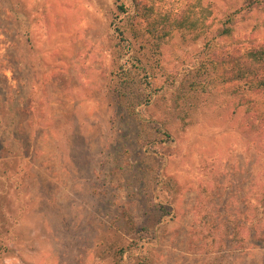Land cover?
I'll use <instances>...</instances> for the list:
<instances>
[{
    "label": "rangeland",
    "instance_id": "374dc122",
    "mask_svg": "<svg viewBox=\"0 0 264 264\" xmlns=\"http://www.w3.org/2000/svg\"><path fill=\"white\" fill-rule=\"evenodd\" d=\"M243 4L0 0V264H264V91L230 72L264 11ZM137 10L154 31L129 111L112 44Z\"/></svg>",
    "mask_w": 264,
    "mask_h": 264
},
{
    "label": "trees",
    "instance_id": "16d2710c",
    "mask_svg": "<svg viewBox=\"0 0 264 264\" xmlns=\"http://www.w3.org/2000/svg\"><path fill=\"white\" fill-rule=\"evenodd\" d=\"M122 6L123 5H120V10L124 12L125 8ZM145 8L150 10L151 6ZM239 9L241 11L244 10L242 16H246L248 14L251 15L257 10L264 11V0H244L243 6L239 7ZM138 12L139 10H137L134 16H125L115 24L114 36L117 38V42L112 44V58L114 62L118 64L117 70L112 72V92L113 95H115V99L126 106L129 111L132 106L131 104L133 99L136 97L138 98L141 95L139 91L140 72L143 71L142 76H145L146 72L141 63V59L139 58V51L141 54L146 52L143 51L145 47L144 39H146L147 36H152L154 31L153 25H149V23L144 26L142 25L141 27L142 20L140 21V16L142 14H139ZM201 12H205L207 13V16H210L212 10L209 5H203L200 3V9L199 11H196L197 16L195 19H191L186 15L187 30L195 31L197 24L204 22V17ZM137 16L140 18H137ZM162 20L164 21V24L161 28H165L166 25V28L169 26L172 28L173 25L176 27L183 25L180 21H174L175 18H172V20L169 21L167 17H163ZM231 20L233 23H236L233 19ZM175 26L173 27L175 28ZM231 32H233V29L231 25L227 24H222L220 29L216 31V33L221 37H227L231 34ZM167 35L168 30L166 29L157 36L163 38ZM194 36L197 37V35ZM140 38H142V41H140ZM235 52L236 55H234L231 59L233 68L231 71L229 70L233 75L232 80L243 82L245 90L264 91V41L258 42V40L254 37L247 38V43H243L242 40L239 39ZM129 53L131 54L130 56L133 62L127 65V61L122 60L124 56ZM195 86L196 89L202 92H205L207 88V85H202L200 82L196 83ZM7 142L8 141L4 144H7ZM117 252L120 258L124 252H126V249L120 248Z\"/></svg>",
    "mask_w": 264,
    "mask_h": 264
}]
</instances>
